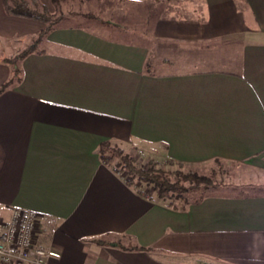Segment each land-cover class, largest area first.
<instances>
[{
  "label": "crops",
  "instance_id": "crops-1",
  "mask_svg": "<svg viewBox=\"0 0 264 264\" xmlns=\"http://www.w3.org/2000/svg\"><path fill=\"white\" fill-rule=\"evenodd\" d=\"M147 1L97 0L94 24H59L0 93V230L36 209L50 264H264V187L177 208L99 152L239 161L264 183V0H173L128 21ZM45 26L0 0V87Z\"/></svg>",
  "mask_w": 264,
  "mask_h": 264
},
{
  "label": "rangeland",
  "instance_id": "rangeland-1",
  "mask_svg": "<svg viewBox=\"0 0 264 264\" xmlns=\"http://www.w3.org/2000/svg\"><path fill=\"white\" fill-rule=\"evenodd\" d=\"M173 2V0H148L146 3H144V5L143 3L140 6L134 4L135 17H132V13L129 14V16H126H128V21H136L137 18L142 17L140 11L150 10L152 13V19L153 17L155 18L158 13H168L170 12V10L174 9L175 7L172 5ZM54 4V10H50L56 12V14L58 15H65V18L62 19L59 24H94L95 22L93 20L94 18H96L95 15H97L100 10L105 8L104 5V7L100 6V3L98 4L97 0H57V2H54ZM130 5L129 8H131ZM134 23L137 24V22ZM130 25L132 26L133 24ZM25 47L26 46H24V48ZM113 143L118 145L125 152L133 154L139 162L148 164L150 160H154L152 158L146 157L133 148H126L116 142ZM104 161L108 164H112L115 167L119 162V158L113 155L111 152H105ZM157 162L159 166L165 170L181 169L186 172L193 171L195 173H198L199 175L210 177L211 181L207 183L204 182L195 184L194 182H186V185L191 187L192 189L188 192H185L184 196L191 200H194L201 195L205 196L208 193L213 192L237 193L239 191H242L243 189H246L247 187H255L256 190L260 191L264 187V183L260 181L261 178L259 176H255V170H253L252 167L247 163H241L239 161L214 158L209 161L191 163L176 162L173 160H170L169 162ZM138 188L145 191L146 194H153V196L158 198V195L154 191L152 186L143 184ZM170 200L171 199H167V202ZM172 200H176V203L179 205L184 204V201L181 198H173Z\"/></svg>",
  "mask_w": 264,
  "mask_h": 264
},
{
  "label": "trees",
  "instance_id": "trees-1",
  "mask_svg": "<svg viewBox=\"0 0 264 264\" xmlns=\"http://www.w3.org/2000/svg\"><path fill=\"white\" fill-rule=\"evenodd\" d=\"M57 2V0H54ZM6 9L11 14L21 15L24 17L35 18L45 22L46 26L33 38L30 45L26 46L22 51L14 56L7 57V61L13 68V73L10 79L0 87V93L10 87L13 83L21 80L22 59L33 51L42 50L40 47L44 43L50 31L59 25V22L65 18V15H58L51 11L47 4L41 0H4ZM152 60L146 62V69L151 70ZM101 158L104 160L105 152H111L119 158V162L114 169L126 178L129 185L135 186L141 194H146L141 190L140 185L146 184L152 186L157 193L159 199L167 200L173 207H183L189 204L192 200L184 196L192 188L186 185V182L207 183L211 181L210 177L199 175L193 171L165 170L159 166L155 160H150L148 164L139 162L133 154L125 152L112 141H103L99 146ZM201 195L194 200L202 199ZM173 198H181L184 201L183 205L176 203ZM193 200V201H194ZM102 241V240H100ZM2 264V263H0Z\"/></svg>",
  "mask_w": 264,
  "mask_h": 264
},
{
  "label": "built area",
  "instance_id": "built-area-1",
  "mask_svg": "<svg viewBox=\"0 0 264 264\" xmlns=\"http://www.w3.org/2000/svg\"><path fill=\"white\" fill-rule=\"evenodd\" d=\"M39 214L36 209L15 207L0 230V263L50 264L45 248L36 243Z\"/></svg>",
  "mask_w": 264,
  "mask_h": 264
}]
</instances>
